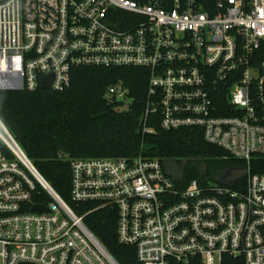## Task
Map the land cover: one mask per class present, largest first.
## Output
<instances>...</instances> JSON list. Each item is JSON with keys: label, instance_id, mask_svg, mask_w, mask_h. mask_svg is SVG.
Returning <instances> with one entry per match:
<instances>
[{"label": "built area", "instance_id": "1", "mask_svg": "<svg viewBox=\"0 0 264 264\" xmlns=\"http://www.w3.org/2000/svg\"><path fill=\"white\" fill-rule=\"evenodd\" d=\"M138 68L145 112L241 161L231 186L180 183L140 152L69 157L70 200L115 212L136 264H264V0H0V89L69 87L73 69ZM110 100L129 106L122 82ZM151 132L152 129L144 128ZM42 204L45 210H35ZM0 120V264H119Z\"/></svg>", "mask_w": 264, "mask_h": 264}, {"label": "trees", "instance_id": "2", "mask_svg": "<svg viewBox=\"0 0 264 264\" xmlns=\"http://www.w3.org/2000/svg\"><path fill=\"white\" fill-rule=\"evenodd\" d=\"M148 74L138 68H76L62 91L0 89V120L39 174L77 213L92 209L84 224L119 264H136L134 249L119 243L116 214L96 203L70 200L69 157H120L142 152L161 161L180 183L214 180L243 163L205 141L197 127L166 130L157 113L145 120ZM122 82L134 98L129 106L110 100L109 86ZM144 128L152 129L147 132ZM205 168V169H204ZM250 171L264 175V157L250 161Z\"/></svg>", "mask_w": 264, "mask_h": 264}, {"label": "water", "instance_id": "3", "mask_svg": "<svg viewBox=\"0 0 264 264\" xmlns=\"http://www.w3.org/2000/svg\"><path fill=\"white\" fill-rule=\"evenodd\" d=\"M40 88L44 90H48L51 88V82L53 75L52 74H40ZM20 80L15 84L13 87V90H19L20 89ZM205 169V168H204ZM246 169L242 166H236L229 168L226 170L223 174L216 176L215 177V182L222 184V185H227L231 186L235 182H237L239 179H241L245 174H246ZM33 209L35 210H45L47 211V208L44 207L42 204H35L33 206Z\"/></svg>", "mask_w": 264, "mask_h": 264}]
</instances>
